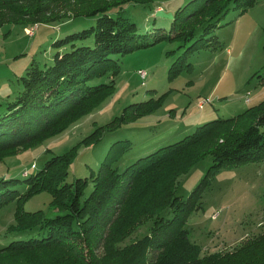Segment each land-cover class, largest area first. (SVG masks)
<instances>
[{
	"label": "trees",
	"instance_id": "trees-1",
	"mask_svg": "<svg viewBox=\"0 0 264 264\" xmlns=\"http://www.w3.org/2000/svg\"><path fill=\"white\" fill-rule=\"evenodd\" d=\"M67 1L0 0V27L6 24L5 15L21 25L94 18L89 27L55 40L59 50L51 64H30L20 76L16 97L8 99L4 108L0 104V161L16 149H28L61 133L97 108L115 89L120 66L114 55L162 40L179 41L177 48L184 51L167 73L173 79L184 65L191 66L185 64V57L208 44L205 40L230 9L239 15L256 0H188L174 12L168 29L145 34L138 33L124 7L153 0H84L66 7ZM86 39L92 43L77 44ZM108 74V82L100 81ZM258 78L264 81V75ZM162 97L126 105L105 126L52 155L35 174L25 170L23 180L0 177V207L16 201L8 231L42 234L1 247L0 264H264V230L231 249L202 252L185 227L219 168L264 159V98L234 116L198 125L121 171L104 160L88 177L66 181L80 146L95 144L102 128L110 130L153 112ZM125 142L119 150L130 146ZM207 155L212 163L199 183L187 197L177 195L179 178ZM21 181L29 186L24 193L15 188ZM42 191L51 195L49 205L57 209L56 214L24 209L26 200ZM141 227L143 235L133 237Z\"/></svg>",
	"mask_w": 264,
	"mask_h": 264
},
{
	"label": "rangeland",
	"instance_id": "rangeland-1",
	"mask_svg": "<svg viewBox=\"0 0 264 264\" xmlns=\"http://www.w3.org/2000/svg\"><path fill=\"white\" fill-rule=\"evenodd\" d=\"M82 1L68 0L66 7ZM187 1L153 0L149 4H128L124 8L125 14L136 23L138 33L145 34L154 32L155 28L168 29L174 12ZM20 6L27 8L28 4ZM2 20L6 22L0 27L2 108L21 90L20 76L30 64L41 67L51 64L53 54L59 50L53 45L55 40L94 23V18L88 17L35 23L38 25L11 23L13 19H7V15ZM91 43L92 39L77 42ZM204 43L208 44L185 57V64L191 66L184 65L173 79H168L167 73L172 62L184 51V47L177 48L179 41L162 40L124 55H114L120 71L115 77L113 93L61 133L28 149H16L13 155L0 161V177L23 180L25 170L28 175L35 174L52 155L67 151L96 128L105 126L120 115L126 105L150 97L163 95L156 110L113 129L102 128L95 144L78 148L67 182L88 177L104 160L121 171L139 157L192 133L198 125L234 116L264 98V81L258 78L264 75V0H256L239 15L237 10L230 9ZM138 70H144L145 76L142 77ZM110 78L108 74L100 81L108 82ZM246 97L250 99L248 103ZM125 140L130 146L121 151L120 144L126 143ZM115 142L117 144L111 149ZM211 163V155L195 163L179 178L176 194L187 197ZM28 187L23 181L15 186L19 193L26 192ZM90 188L89 185L86 192ZM50 199L46 191L34 194L26 200L24 209H41L52 216L57 209L49 205ZM200 205L189 215L185 227L190 240L199 244L202 252L231 249L262 232L264 159L219 168L204 190ZM15 210V200L0 207V248L14 239L42 236L37 232H9ZM216 212L218 214L213 216ZM144 231L141 227L133 237L143 235ZM11 264L16 263L11 261Z\"/></svg>",
	"mask_w": 264,
	"mask_h": 264
},
{
	"label": "built area",
	"instance_id": "built-area-1",
	"mask_svg": "<svg viewBox=\"0 0 264 264\" xmlns=\"http://www.w3.org/2000/svg\"><path fill=\"white\" fill-rule=\"evenodd\" d=\"M29 30H33V29H29ZM29 30H26L27 31V33H29ZM31 33V32H30ZM138 72H139V74L142 76V77H144L145 76V71L144 70H138ZM245 101L246 102H248L249 101V98L248 97H246L245 98ZM205 104V102L203 103V105ZM203 105H199L200 107H203ZM34 165H32V167H33ZM24 174H26V172H24ZM218 214V212H216L213 216H215V215H217Z\"/></svg>",
	"mask_w": 264,
	"mask_h": 264
},
{
	"label": "crops",
	"instance_id": "crops-1",
	"mask_svg": "<svg viewBox=\"0 0 264 264\" xmlns=\"http://www.w3.org/2000/svg\"><path fill=\"white\" fill-rule=\"evenodd\" d=\"M249 101H250V99H249ZM249 101H248V102H249ZM245 102H246V101H245ZM248 102H246V103H248Z\"/></svg>",
	"mask_w": 264,
	"mask_h": 264
}]
</instances>
